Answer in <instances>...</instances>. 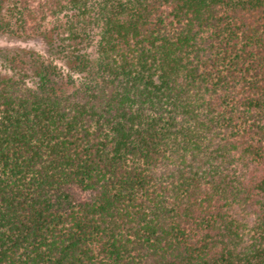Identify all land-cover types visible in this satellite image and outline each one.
I'll return each mask as SVG.
<instances>
[{"label":"trees","instance_id":"trees-1","mask_svg":"<svg viewBox=\"0 0 264 264\" xmlns=\"http://www.w3.org/2000/svg\"><path fill=\"white\" fill-rule=\"evenodd\" d=\"M0 264H264V0H0ZM24 55V54H23Z\"/></svg>","mask_w":264,"mask_h":264},{"label":"rangeland","instance_id":"rangeland-1","mask_svg":"<svg viewBox=\"0 0 264 264\" xmlns=\"http://www.w3.org/2000/svg\"><path fill=\"white\" fill-rule=\"evenodd\" d=\"M43 43L34 40H25V39H17L6 36H0V49L6 50L8 52H19L21 51L22 55L21 59L27 61L26 53L33 52L36 49H42ZM24 54V55H23ZM2 72L0 68V73Z\"/></svg>","mask_w":264,"mask_h":264}]
</instances>
